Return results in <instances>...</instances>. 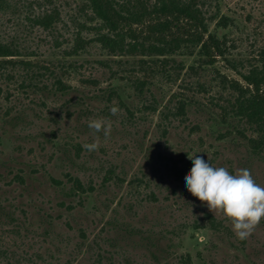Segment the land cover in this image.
Returning a JSON list of instances; mask_svg holds the SVG:
<instances>
[{"label":"rangeland","instance_id":"374dc122","mask_svg":"<svg viewBox=\"0 0 264 264\" xmlns=\"http://www.w3.org/2000/svg\"><path fill=\"white\" fill-rule=\"evenodd\" d=\"M55 2L60 48L42 28H26L23 13L0 11V38L23 40L35 52L15 60H30L44 74L36 86H21V65L0 69V264H264V219L239 240L228 218L182 185L195 153L233 174L248 169L264 187V145L249 142L260 133L224 117L221 107L234 99L221 76L247 86L241 75L220 57L201 67L197 56L179 54L166 65L148 57L142 65L141 55H111L96 43L62 66L87 16L81 0ZM210 2L234 20L218 32L233 43L240 70L261 66L264 0ZM55 77L71 89L55 91ZM95 118L111 122L107 137L87 127ZM94 140L98 149L85 150Z\"/></svg>","mask_w":264,"mask_h":264},{"label":"trees","instance_id":"16d2710c","mask_svg":"<svg viewBox=\"0 0 264 264\" xmlns=\"http://www.w3.org/2000/svg\"><path fill=\"white\" fill-rule=\"evenodd\" d=\"M211 7L210 0H81L80 9L87 16V21L77 22L72 44L64 50L63 61L58 62L62 66L73 65L67 57L81 56L92 43L111 55H141L142 65L148 64L145 57L154 62L161 59V63L166 65L173 55L179 54L197 56L198 67H201L213 65L220 57L247 83L243 86L238 80L221 76L223 88L234 93V99L221 106L223 116L231 115L260 133L261 138H249V142L253 147L261 148L264 145V50L260 54L263 64L250 65L247 72H242L236 59L231 57L233 43L227 34L220 35L218 32L219 29L229 28L234 20L222 14L217 3L213 10ZM9 10L17 15L23 13L20 21L26 22L23 23L26 28L29 27L30 31L34 27L42 28L52 36L53 47H61L63 43L56 34L59 33L58 23L62 21V14L55 0H0V11ZM211 24L215 25V30L211 29ZM84 31H92L94 35L84 36ZM28 48L30 46L23 40L0 38V69L21 65L25 73L21 86L33 87L36 86L34 81L44 74L35 70L30 60H15L17 56L34 55L35 52ZM43 69L54 74L47 66ZM189 69L195 71L196 67L190 65ZM5 77L11 80L16 75L7 74ZM52 86L62 93L71 89L60 77H55ZM145 86L144 80L136 84L140 93L144 92ZM45 88L49 89L46 85ZM114 94L115 90H110L107 99L110 100ZM184 109L185 102H179L177 115L184 114ZM236 130L246 137L244 130ZM74 182L84 189L77 178Z\"/></svg>","mask_w":264,"mask_h":264},{"label":"clouds","instance_id":"9594fccd","mask_svg":"<svg viewBox=\"0 0 264 264\" xmlns=\"http://www.w3.org/2000/svg\"><path fill=\"white\" fill-rule=\"evenodd\" d=\"M118 110V106L109 108L112 116H116ZM87 127L107 137L112 124L105 118H95L88 121ZM83 147L93 152L99 145L94 140ZM187 158L192 167L182 181L183 187L201 203H205L209 211H219L228 218L237 239H247L264 219V187L254 181L248 169H240L233 174L225 167L212 166L208 159L195 153Z\"/></svg>","mask_w":264,"mask_h":264}]
</instances>
